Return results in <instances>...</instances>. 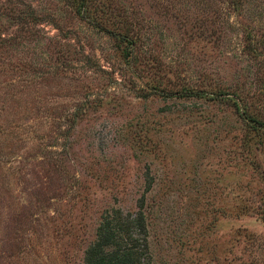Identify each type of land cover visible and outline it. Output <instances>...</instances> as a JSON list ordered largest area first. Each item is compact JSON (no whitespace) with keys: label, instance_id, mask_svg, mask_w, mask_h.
<instances>
[{"label":"rangeland","instance_id":"obj_1","mask_svg":"<svg viewBox=\"0 0 264 264\" xmlns=\"http://www.w3.org/2000/svg\"><path fill=\"white\" fill-rule=\"evenodd\" d=\"M89 1L0 0L49 16L0 46V264H82L141 197L150 264H264V0Z\"/></svg>","mask_w":264,"mask_h":264},{"label":"trees","instance_id":"obj_2","mask_svg":"<svg viewBox=\"0 0 264 264\" xmlns=\"http://www.w3.org/2000/svg\"><path fill=\"white\" fill-rule=\"evenodd\" d=\"M66 1L69 2V0ZM68 2H66L67 6ZM17 5L16 9H18ZM28 7L27 5L22 8L25 9L24 11L21 9L19 12H12L9 8L5 12L7 17L4 21L8 24V29L6 36L0 34V46L15 47L19 32L25 31L30 23L33 25L49 17L46 12L42 16H37L34 10ZM68 8L80 22L82 21L94 29L101 28L98 27L99 22L95 21L96 14L90 7V1L70 0ZM0 14H2L1 11ZM123 27V33L115 32L114 36L122 45L121 57L130 62L132 58H139L138 50L141 48L139 47L141 42L136 36V32L132 30L134 26L131 22L126 23ZM10 49L16 51V48ZM12 62L11 59L8 61L7 57L3 56L0 59V69L7 65L11 66ZM176 94L180 97L209 95L211 98L214 96L210 91L188 87L181 88ZM249 121L254 127L264 129L263 124L256 118H251ZM143 201V197H141L134 211L123 213L119 209H111L100 215L95 238L85 249L82 264H150L147 223L142 208Z\"/></svg>","mask_w":264,"mask_h":264}]
</instances>
